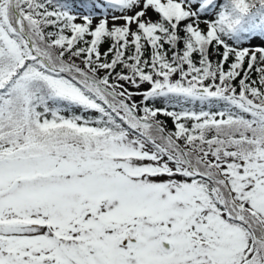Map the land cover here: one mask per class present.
I'll use <instances>...</instances> for the list:
<instances>
[{"label": "snow or ice", "instance_id": "snow-or-ice-1", "mask_svg": "<svg viewBox=\"0 0 264 264\" xmlns=\"http://www.w3.org/2000/svg\"><path fill=\"white\" fill-rule=\"evenodd\" d=\"M0 264H264V0H0Z\"/></svg>", "mask_w": 264, "mask_h": 264}]
</instances>
